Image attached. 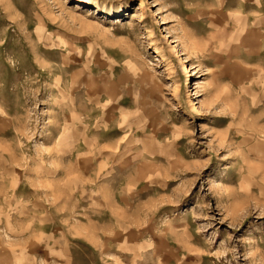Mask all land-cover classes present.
Returning a JSON list of instances; mask_svg holds the SVG:
<instances>
[{
	"label": "rangeland",
	"instance_id": "1",
	"mask_svg": "<svg viewBox=\"0 0 264 264\" xmlns=\"http://www.w3.org/2000/svg\"><path fill=\"white\" fill-rule=\"evenodd\" d=\"M0 264H264V0H0Z\"/></svg>",
	"mask_w": 264,
	"mask_h": 264
}]
</instances>
